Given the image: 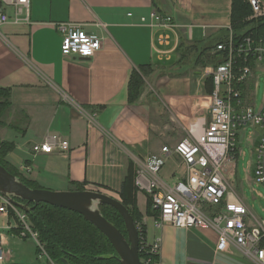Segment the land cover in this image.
Here are the masks:
<instances>
[{"label":"crops","instance_id":"obj_1","mask_svg":"<svg viewBox=\"0 0 264 264\" xmlns=\"http://www.w3.org/2000/svg\"><path fill=\"white\" fill-rule=\"evenodd\" d=\"M29 1L27 20L15 22L14 9L6 6L10 19L0 25V87L10 89L11 102L0 139L14 144L8 162L43 188L69 191L75 190L71 182H85V190L118 200L129 159L163 156L160 177L169 184L183 179L178 157L163 155L161 148H172L203 127L210 101L204 90L208 66L195 60L205 47L200 40L226 35L232 0ZM152 10L170 16L175 32L140 24ZM58 22L82 23L102 38L101 49L88 58L63 56ZM163 33L170 36L169 46L158 42ZM181 41L194 49L180 60ZM162 48L170 52L159 53ZM144 64L154 71L144 78L139 99L129 103L130 74ZM99 105L104 106L99 110ZM52 134L67 139L69 150H32ZM136 200L147 242L160 243L159 264H254L233 244L217 251V234L210 228L157 225L146 212L145 194L137 192ZM11 222L0 215L4 246L13 239L18 246L3 264H55L18 240L6 227Z\"/></svg>","mask_w":264,"mask_h":264},{"label":"built area","instance_id":"obj_2","mask_svg":"<svg viewBox=\"0 0 264 264\" xmlns=\"http://www.w3.org/2000/svg\"><path fill=\"white\" fill-rule=\"evenodd\" d=\"M251 9L249 18H264V0H247ZM29 0H0V25L10 19L6 6L14 9L13 19L27 20ZM140 24L155 29L175 32L172 18L157 10L149 17H141ZM62 31L61 54L74 58H88L101 49L102 38L87 31L79 22H58ZM161 46L170 45L167 33L158 36ZM215 51L223 53L222 60L205 69V77H212L207 118L201 131L178 141L172 148L163 146V155L173 153L185 167L183 179L169 184L160 177L164 157L153 155L136 159L135 186L137 192L149 196L153 208L158 210L157 225L170 224L178 228H210L217 234L216 250L223 251L233 244L254 264H264V221H258L246 204L231 189L230 177L235 167L237 129L245 125L260 128L255 146L253 176L257 184L264 185V99L257 110L253 105L254 72L264 62V33L246 35L217 44ZM167 54L169 49L158 50ZM34 152H65L67 139L48 135L32 146ZM260 195V194H258ZM0 215L10 218L20 238L33 240L38 250L45 253L38 232L31 225L28 213L16 206L0 192ZM141 264H159L153 259L159 255L158 240L148 243L142 238ZM139 250V249H138ZM11 250L4 246L0 234V264L6 262Z\"/></svg>","mask_w":264,"mask_h":264},{"label":"trees","instance_id":"obj_3","mask_svg":"<svg viewBox=\"0 0 264 264\" xmlns=\"http://www.w3.org/2000/svg\"><path fill=\"white\" fill-rule=\"evenodd\" d=\"M160 12V11H159ZM251 9L247 0H232L230 27L226 35L221 37L214 44L227 41L231 33L233 40H238L249 34L260 35L264 33V18H248ZM194 46H186L183 41L177 46L180 51V60L184 59ZM208 46L201 50L196 63L202 66H215L221 60L223 53L207 52ZM154 71L150 64L140 65L133 69L127 85V98L129 103H135L142 92L144 78ZM213 83L210 75L204 78V90L207 94L212 91ZM10 89L0 87V124L3 115L10 108ZM104 105H99V110ZM14 149V144L0 139V164L11 174L17 176L24 184L31 188H43L34 181H29L8 162L6 156ZM136 165L133 160L127 161L118 192L119 201L128 209L138 231L139 257L143 255L140 251L142 238H145V228L142 222V214L137 207V188L135 186ZM75 190H85V182H71ZM32 203L30 206L32 207ZM101 214L112 223L119 231L126 236L124 222L119 212L106 204H100ZM146 212L153 217L158 216V210L153 208L151 199L146 196ZM28 216L33 228L38 232V239L43 244L46 255L55 264H120L116 252L107 237L98 230L92 223L85 220L81 214L61 207L51 206L46 203H39L34 206ZM153 259L157 261V256Z\"/></svg>","mask_w":264,"mask_h":264},{"label":"water","instance_id":"obj_4","mask_svg":"<svg viewBox=\"0 0 264 264\" xmlns=\"http://www.w3.org/2000/svg\"><path fill=\"white\" fill-rule=\"evenodd\" d=\"M0 192L27 213L39 203L78 212L107 237L120 264H141L137 228L128 209L118 199L96 190L54 191L47 188H31L1 164ZM100 204L109 205L119 212L126 236L101 214Z\"/></svg>","mask_w":264,"mask_h":264},{"label":"rangeland","instance_id":"obj_5","mask_svg":"<svg viewBox=\"0 0 264 264\" xmlns=\"http://www.w3.org/2000/svg\"><path fill=\"white\" fill-rule=\"evenodd\" d=\"M215 41V37H208L200 40L204 46L209 45L208 50L211 53H215ZM253 80V105L254 109L257 110L264 99V62L260 64L258 70H255ZM259 133L260 128L250 124L237 129L235 140L236 156L233 161L235 167L233 169V175L230 177V187L241 198L243 203L247 205L253 216L258 221H264V185L257 184L253 176L255 146ZM11 224L13 223L11 222ZM16 240L17 239H13L9 245V249H11L13 253H15V250L18 248V246L15 245L17 242ZM18 240H23L26 247L28 246L32 250H37V245L33 240L22 238ZM37 253L40 255L38 251Z\"/></svg>","mask_w":264,"mask_h":264}]
</instances>
